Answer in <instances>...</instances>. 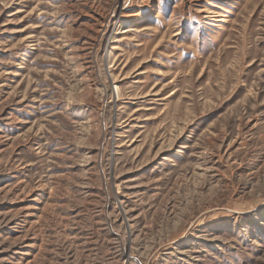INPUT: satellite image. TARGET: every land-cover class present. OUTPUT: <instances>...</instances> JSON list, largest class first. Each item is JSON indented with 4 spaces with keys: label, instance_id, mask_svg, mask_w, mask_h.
<instances>
[{
    "label": "rangeland",
    "instance_id": "obj_1",
    "mask_svg": "<svg viewBox=\"0 0 264 264\" xmlns=\"http://www.w3.org/2000/svg\"><path fill=\"white\" fill-rule=\"evenodd\" d=\"M0 264H264V0H0Z\"/></svg>",
    "mask_w": 264,
    "mask_h": 264
}]
</instances>
